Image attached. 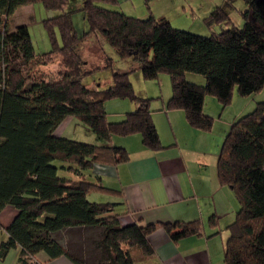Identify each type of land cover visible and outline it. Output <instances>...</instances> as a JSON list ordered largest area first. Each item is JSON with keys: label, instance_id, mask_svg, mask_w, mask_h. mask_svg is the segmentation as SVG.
I'll use <instances>...</instances> for the list:
<instances>
[{"label": "trees", "instance_id": "trees-1", "mask_svg": "<svg viewBox=\"0 0 264 264\" xmlns=\"http://www.w3.org/2000/svg\"><path fill=\"white\" fill-rule=\"evenodd\" d=\"M151 1L144 0L147 16L137 18L110 8L116 0H0V211L5 206L17 211L6 229L7 239L0 243V260L18 246L19 264H38L33 258L40 252L48 259L65 256L74 264H135L133 249L146 257L153 254L148 235L157 227L173 241L202 234L198 220L122 226L113 214L116 204L88 199L91 193L111 195L114 190L97 176L94 181L84 177L95 164L127 161V151L111 145L113 137L138 133L145 148H162L152 120L153 99L135 94L130 81L134 71L145 80L167 73L172 91L165 109L183 110L187 123L203 132L213 125V117L204 112L208 96L224 109L234 89L248 97L264 88V0H242L243 25H228L208 36L156 17ZM234 1L223 0L204 19L205 25L227 24ZM37 3L59 12L43 20L51 42L43 53L35 52L26 25L14 28L15 11ZM76 10L83 14V33H77L72 20ZM91 37L96 43L105 41L120 60L132 62L112 70L111 84L84 82L93 67L83 56L82 44ZM54 58L56 77L47 80L39 68ZM111 65L106 56L104 68ZM189 73L203 81L188 79ZM110 99H128L134 109L109 122L105 103ZM70 118L90 130L95 143L58 135ZM216 168L220 184L231 188L239 203L227 227L224 262L264 264V101L233 119ZM216 222L211 217L210 226L216 228ZM61 233L71 234L66 246L56 238Z\"/></svg>", "mask_w": 264, "mask_h": 264}, {"label": "crops", "instance_id": "crops-1", "mask_svg": "<svg viewBox=\"0 0 264 264\" xmlns=\"http://www.w3.org/2000/svg\"><path fill=\"white\" fill-rule=\"evenodd\" d=\"M34 11L35 5L18 8L13 14L14 28L20 14L30 13L33 16ZM152 13L161 17L154 9ZM167 100L163 97L155 100L152 112L162 148L156 151L145 148L138 133L113 137L111 145L123 147L128 159L116 166L93 165L91 175L86 174L84 178L94 181L97 176L104 186L114 192L111 195L91 193L88 199L116 204L113 214L119 215L122 226L199 221L201 235H191L177 241H173L164 228L157 227L148 235L153 254L146 257L133 249L131 256L135 264H225L224 251L229 236L227 227L234 221L239 203L234 191L220 184L217 176L216 162L222 141L212 136L215 120L213 118L212 128L208 132L195 129L187 123L183 110L165 109ZM158 101L161 106L157 108ZM130 106L128 111L134 109V104L129 103ZM128 111L122 113L121 118ZM220 111L218 102L205 99V113L211 116L212 112L216 114ZM73 121L71 118L66 120L60 126L58 135L63 137L65 126ZM224 123L229 126L230 121ZM16 215L17 211L11 206H5L0 211V243L7 239L6 229ZM211 217L217 221L216 228L210 226ZM58 235L56 238L62 245L66 246L72 241L70 233L65 237L64 233ZM77 238L74 236L73 243L78 241ZM19 254L18 246L9 249L0 264H19ZM33 261L38 264H74L65 256L48 259L44 252L38 253Z\"/></svg>", "mask_w": 264, "mask_h": 264}, {"label": "rangeland", "instance_id": "rangeland-1", "mask_svg": "<svg viewBox=\"0 0 264 264\" xmlns=\"http://www.w3.org/2000/svg\"><path fill=\"white\" fill-rule=\"evenodd\" d=\"M79 3V1H76L74 4L78 7ZM222 3L223 0H152L149 3V8L151 11L154 9L158 16H164L169 19L173 27L175 26L174 28L189 31L198 35L208 36L213 31L217 33L228 25H235L238 27L243 25L241 11L244 10L245 6L242 0L234 1L233 8H231L229 12V21L227 24L220 23L213 27L205 25L204 19L215 7L220 6ZM110 8L120 10L127 15L137 18H144L147 16V5H145L144 0H116V4ZM58 13V11H47L42 4L37 3L35 4L33 16H31L30 13H23L29 14L30 17L24 16L23 14H20L19 17H17L15 28L24 25L28 27L36 53H43L51 48V42L47 30L44 27L43 20L47 17L57 15ZM72 20L77 33H83L86 25L83 20V14L80 10L74 11L72 14ZM57 37L60 41L58 33ZM82 50L83 56L87 59L86 61L91 67H93L91 69L92 73L84 79V82L87 85H92L93 83H104V85H108L105 83L111 82L113 69L126 68L127 66L132 65L131 60H120L114 50L105 41H99V43H96V40L93 37L82 44ZM106 56L112 59L111 68H104L103 66L104 58ZM57 67L58 59L54 58L49 65L41 67L39 68L41 70H38L42 71L41 73L39 72L40 74H47V80H53L56 77ZM187 76L188 79H193V81L196 82L203 81V77L197 74L189 73ZM130 81L136 95L153 99L150 103V108L152 110L155 107L153 106L155 100L161 99L162 97L163 99H169L171 96L172 89L170 76L167 73H161L155 80H145L139 71H134L130 74ZM209 98H211L213 102H217L214 97L208 96L207 100ZM261 101H264V88L258 93L252 94L248 97L239 96L237 90L234 89L231 103L224 109L221 107V111L216 114L212 112L213 114L211 116L215 120L212 136L214 138H220L223 142L225 135L229 132L233 119L250 113L254 110L257 103ZM158 102L159 103L156 106L157 108L161 106L160 101ZM129 103L133 104L128 99H110L106 101L105 110L107 113V120L109 122L120 121L122 119V113H125V111H128V109L131 108V106L129 107ZM219 117L220 121H218ZM73 120L72 124L64 125L66 129L62 132L63 137L85 143H95V136L92 132L79 124L76 119ZM226 121H230L229 126L225 125L224 122ZM91 138L92 141L90 140ZM59 163L61 162H54L55 165ZM66 235L67 234L63 236L65 237Z\"/></svg>", "mask_w": 264, "mask_h": 264}]
</instances>
